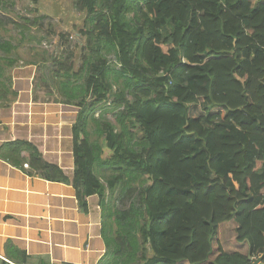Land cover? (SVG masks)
Masks as SVG:
<instances>
[{"label":"trees","instance_id":"trees-1","mask_svg":"<svg viewBox=\"0 0 264 264\" xmlns=\"http://www.w3.org/2000/svg\"><path fill=\"white\" fill-rule=\"evenodd\" d=\"M75 3L86 11L80 33L87 58L77 72L70 74L69 65L55 76L63 72L64 101L78 108L76 199L84 212L92 194L104 204L98 161L116 165L126 179L119 174L113 181L125 187L135 174L139 189L138 206L113 214L112 246L102 224L106 251L99 264H252L248 251L254 258L264 253V0ZM103 51L114 54L113 64ZM81 72L83 85H74ZM4 91L3 85L1 97ZM111 94L123 108L115 114L119 131L106 123L100 132L113 153L102 162L87 124ZM20 146L34 150L26 143L14 149ZM37 161L64 180L58 168ZM229 220L247 252L218 246L215 253L217 227ZM9 248L10 259L25 263L24 251Z\"/></svg>","mask_w":264,"mask_h":264},{"label":"crops","instance_id":"crops-1","mask_svg":"<svg viewBox=\"0 0 264 264\" xmlns=\"http://www.w3.org/2000/svg\"><path fill=\"white\" fill-rule=\"evenodd\" d=\"M41 76L36 65L25 64L10 68L8 82L3 80L8 91L0 96V264H99L106 251L99 198L88 196L84 212L72 185L78 108L55 98ZM17 143L34 150L14 149ZM37 160L58 168L64 180ZM10 246L26 253L25 263L8 257Z\"/></svg>","mask_w":264,"mask_h":264},{"label":"rangeland","instance_id":"rangeland-1","mask_svg":"<svg viewBox=\"0 0 264 264\" xmlns=\"http://www.w3.org/2000/svg\"><path fill=\"white\" fill-rule=\"evenodd\" d=\"M128 16L131 18V14ZM86 17V11L76 6L75 0H1L0 2V45L9 51L0 49V68L3 77H0L4 85L8 82L9 69L25 64H34L40 70L41 79L47 81V84L54 90L55 98L65 100L62 96L65 91L61 90L60 80L65 81L61 76L63 72L55 76V72L71 65L70 74L77 72L81 68L84 58H87L88 49H86V38L80 33L83 28ZM106 59L114 63V54L103 51ZM11 60L15 61L10 63ZM67 68V67H66ZM84 72L78 77L71 78L74 85H83L85 78ZM109 80L112 82V77ZM0 85V91L3 88ZM117 84H112V92L118 89ZM4 90V89H3ZM116 94L109 95L107 100L95 106L93 118H90L87 124L90 144L98 143L101 146V158L103 162L110 160L113 153L106 147L105 137L100 133L105 124H113L115 131H119L115 123V114L123 108L120 98ZM138 136L141 132H137ZM137 150V149H136ZM94 169L98 176L104 191V204L100 205L103 230L107 238L111 241L117 237L114 213L127 209L131 204L139 205L138 182L136 175L131 174L132 186L125 187L122 182L125 177L120 173L116 165L112 167H103L99 161ZM122 178L118 184L113 181L114 177ZM112 182L113 187L109 184ZM103 206V207H102ZM234 220L222 222L218 225L214 248L217 253V247L225 251L244 250L247 251L245 244H238L235 241Z\"/></svg>","mask_w":264,"mask_h":264},{"label":"water","instance_id":"water-1","mask_svg":"<svg viewBox=\"0 0 264 264\" xmlns=\"http://www.w3.org/2000/svg\"><path fill=\"white\" fill-rule=\"evenodd\" d=\"M263 256H264V253L260 254L257 258H254L250 256L249 251H248V257L252 260V264H258Z\"/></svg>","mask_w":264,"mask_h":264},{"label":"built area","instance_id":"built-area-1","mask_svg":"<svg viewBox=\"0 0 264 264\" xmlns=\"http://www.w3.org/2000/svg\"><path fill=\"white\" fill-rule=\"evenodd\" d=\"M24 166L27 167V164L25 163Z\"/></svg>","mask_w":264,"mask_h":264}]
</instances>
